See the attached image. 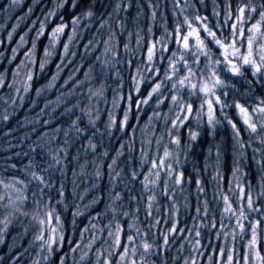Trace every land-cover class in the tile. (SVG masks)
<instances>
[{
  "label": "snow or ice",
  "instance_id": "obj_1",
  "mask_svg": "<svg viewBox=\"0 0 264 264\" xmlns=\"http://www.w3.org/2000/svg\"><path fill=\"white\" fill-rule=\"evenodd\" d=\"M0 141V264H264V0H0Z\"/></svg>",
  "mask_w": 264,
  "mask_h": 264
},
{
  "label": "trees",
  "instance_id": "obj_2",
  "mask_svg": "<svg viewBox=\"0 0 264 264\" xmlns=\"http://www.w3.org/2000/svg\"><path fill=\"white\" fill-rule=\"evenodd\" d=\"M27 2H30V0H26V3H27ZM24 7H25V9H26V4H25ZM37 11H38V10H37ZM16 14L18 15L19 12H17ZM156 34L159 35V32H157ZM133 42H134V41H133ZM221 135H223V134H221ZM219 139H220V136L218 135V136H217V140H219ZM0 145H2V141H0ZM213 151H214V149H213ZM201 162H202V158H201Z\"/></svg>",
  "mask_w": 264,
  "mask_h": 264
}]
</instances>
